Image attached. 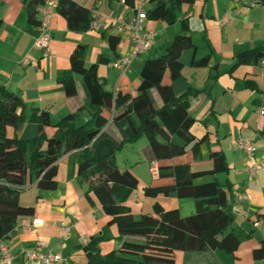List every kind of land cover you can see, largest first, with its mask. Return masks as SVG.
<instances>
[{"label":"crops","instance_id":"obj_1","mask_svg":"<svg viewBox=\"0 0 264 264\" xmlns=\"http://www.w3.org/2000/svg\"><path fill=\"white\" fill-rule=\"evenodd\" d=\"M26 2L0 0V85L21 97L26 106L25 111L38 108L48 112L50 124L44 126L47 136L53 133L52 124L69 113H75L76 125H93L92 109L87 105L88 95L81 76L73 75L76 84L74 96H65L62 86L57 82L59 73L69 69V56L78 44L86 46V66L98 63L97 75L104 81L106 89L135 95L144 61L163 54L173 36L182 30L181 17H188V33L196 46L195 59L205 56L209 59L201 67L185 64L181 69L183 81L176 84L180 90L185 83L202 90L196 96L188 97V112L195 122L198 120L203 124V132L200 135L193 134L192 126L190 132L196 138L206 134V147L223 151L228 170L218 173L216 178L220 184L229 185L227 203L234 217L230 228H241L244 235L233 254L219 248L187 251L182 253V261L183 264H264V261L254 260L251 252L264 239V225L260 222L252 225L247 219L255 212L264 213V135L260 133L264 129V65L235 66L240 52L264 48V3L258 0H193L190 4L182 5L179 18L172 21L146 18L143 29L154 33L152 45L122 74L110 63L133 45L129 28L124 26L120 30L117 21L121 19L129 23L134 14L132 7L122 0H76L91 13L90 27L84 32L70 30L66 19L56 9L51 10L47 18L50 40L47 55H44L43 51L33 46L38 28L35 33L25 29ZM142 2L144 11H147L155 6L157 0ZM169 6V0H162L159 11L163 17ZM110 35L119 38L114 50L109 46ZM188 57L189 52H184L183 60L187 62ZM100 58L105 60L100 62ZM24 59L30 64L25 65ZM168 82L166 74L163 83ZM150 92L155 106L160 107L162 100L158 92L155 89ZM255 99L260 104H255ZM104 114L107 115V112L104 111ZM110 128L120 139L116 128L112 125ZM239 138L252 142L254 160L262 163L253 176L248 171L250 161L235 145ZM143 142L138 153L144 158L147 141ZM190 159L191 154L188 152L187 160L175 157L162 163H185ZM77 160L76 150L60 157L57 186L54 190L42 192L40 198H36L34 186L22 191L35 189L26 199V205L34 206V214L19 218L3 241L13 257L12 264H41L40 261H30L24 257L25 251L35 248L41 252L60 254L63 261L55 264H85L86 256L82 247L98 234L109 237L99 244L103 253L117 245L116 227L108 223V216L92 192L85 195L87 184L77 182ZM125 165L117 164L120 170L130 169L139 179L138 188L129 196L126 204L134 215L150 213L154 202L147 196L142 198L143 187L170 180H152L151 174L148 179L144 169H136V165L128 159ZM149 165L147 162L150 173ZM238 192L245 193L247 198L237 199ZM155 198L164 208H178L182 216H186L183 214L184 209L188 213L195 210L192 200L183 201L175 196L164 195ZM34 221L38 223L35 228L32 226ZM250 230V236H246Z\"/></svg>","mask_w":264,"mask_h":264},{"label":"trees","instance_id":"obj_2","mask_svg":"<svg viewBox=\"0 0 264 264\" xmlns=\"http://www.w3.org/2000/svg\"><path fill=\"white\" fill-rule=\"evenodd\" d=\"M43 1L26 2L25 29L31 33L40 24L37 7ZM122 1L130 7L136 2ZM192 1L169 0V10L163 17L159 11L162 0H157L146 11L147 18L172 21L179 18L182 5ZM258 1L264 3V0ZM55 9L66 19L70 30L84 32L90 27V11L76 0H57ZM181 22L182 30L173 36L164 53L144 61L135 95L106 89L97 75L98 63L85 64L86 46L78 44L73 49L70 67L59 73L57 82L65 96H74L73 75L81 76L88 95L87 105L92 109L91 127L76 125L75 113H69L52 124L53 133L47 136L44 126L50 124L48 112L31 108L27 118L21 97L0 85V241L7 238L19 218L34 214V206L19 202L21 192L34 186L36 198H40L42 192L54 190L58 160L76 150L77 182L87 184L85 195L92 192L108 216V223L116 225L119 239L114 248L103 253L99 244L109 237L92 236L82 247L85 264H176L179 252L219 248L233 254L238 249L244 231L228 228L234 221L227 203L229 185L220 184L216 178L218 173L228 170L226 157L222 150L206 147V134L196 138L190 132L195 119L188 112V97L202 90L186 83L180 90L176 84L183 81L181 69L185 64L201 67L209 59L208 56L195 59L196 46L188 33V17H181ZM108 41L114 50L119 38L110 35ZM186 51L189 52L187 62L183 60ZM237 59L235 66L258 65L264 59V48L240 52ZM104 60L100 58V62ZM166 74L169 82L163 83ZM151 89L158 92L162 100L160 107L155 106ZM253 102L260 104L257 99ZM111 125L120 139L114 135ZM20 127H23L21 133ZM260 133L264 135V129ZM143 135L147 137V145L142 158L150 165L157 163V175L151 176L152 180H170L145 185L144 196L192 198L193 213L182 216L178 208H164L155 201L150 213L137 216L126 204L138 188L139 179L130 169L118 168L115 153ZM185 152L191 154L189 162L162 163ZM201 162H208L210 166L192 168ZM247 219L252 225L257 222L264 225V213L255 212ZM251 252L254 260L264 261V239Z\"/></svg>","mask_w":264,"mask_h":264},{"label":"built area","instance_id":"obj_3","mask_svg":"<svg viewBox=\"0 0 264 264\" xmlns=\"http://www.w3.org/2000/svg\"><path fill=\"white\" fill-rule=\"evenodd\" d=\"M57 5V0H46L44 4L37 7V11L40 18V24L38 26V33L34 39L33 46L37 49L43 51L44 55H47V47L50 40V30L47 21L48 15L51 10H55ZM134 12L132 19L129 23H124L121 19L117 20L120 30L122 27L126 26L129 28L131 33V38L133 40L132 47L113 61H111V67L119 70L122 74L126 73L132 64V62L138 59L146 50H148L152 45V40L154 33L151 30L143 29V22L147 18L146 11L143 9L142 0H136L135 5L132 7ZM25 65L30 64L26 59L23 60ZM261 65H264V60L260 61ZM116 92L115 89H113ZM110 122V120H109ZM107 123V125L109 124ZM106 125V126H107ZM105 126V127H106ZM236 147L241 150L247 159L250 161L249 174L255 175V171L262 166V163L254 160V147L250 140L239 138L235 143ZM151 176L155 177L157 175V163L152 162L149 168ZM237 199L245 200L247 195L243 192H238L236 195ZM38 225L37 221H34L33 228ZM24 257L30 261H40L41 264H55L57 262L63 261V258L58 253L51 252H41L39 248L33 250L25 251ZM13 257L9 252L8 246L0 241V264H12Z\"/></svg>","mask_w":264,"mask_h":264},{"label":"rangeland","instance_id":"obj_4","mask_svg":"<svg viewBox=\"0 0 264 264\" xmlns=\"http://www.w3.org/2000/svg\"><path fill=\"white\" fill-rule=\"evenodd\" d=\"M145 53V52H144ZM144 53L141 55V57L144 55ZM25 115L26 117L29 116V111H25ZM23 127H20L19 129V133L22 131ZM8 131L10 130V127H8L7 129ZM203 124L200 121H196L192 124L191 127V132H195L197 135H200L203 131ZM194 134V133H193ZM143 141H147V137L145 135L141 136L139 139H137L135 142L132 143H128L126 144L121 150H119L118 152L115 153V159L116 162L119 166H124L127 162V159L131 162V164L136 165V169H144L145 174L147 175V178L150 179V173L148 172V166H147V162L141 157V154L138 153L139 148L143 147L144 142ZM179 159L183 158L184 160H187L188 158V152H185L181 155L178 156ZM126 166V165H125ZM210 166V163L208 162H201V163H196L194 165H192V168H207ZM123 168V167H121ZM221 179L223 180V176L220 175ZM35 189L31 188L25 192H22L21 196H20V203L22 205H26L28 204L26 202V199L30 197V195L32 193H34ZM142 198H144V194H142ZM146 198H148L149 200H151V202H155V200H157L155 197H151V196H147ZM183 201H193L192 198L186 197V198H181ZM165 202V201H163ZM183 214L187 215V214H191V212L188 213V211H186L184 209ZM234 225V224H233ZM114 226L116 227V225L114 224ZM232 226V224H231ZM230 228V227H228ZM117 230V227H116ZM118 233V230H117ZM119 239L117 238L116 241H118ZM176 264H183L182 261V252L177 253V257H176ZM86 262V260H85Z\"/></svg>","mask_w":264,"mask_h":264}]
</instances>
